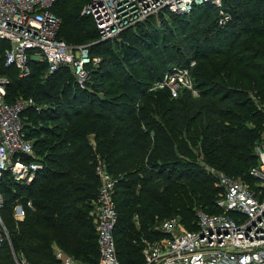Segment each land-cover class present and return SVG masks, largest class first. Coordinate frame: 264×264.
Returning <instances> with one entry per match:
<instances>
[{
	"label": "trees",
	"instance_id": "1",
	"mask_svg": "<svg viewBox=\"0 0 264 264\" xmlns=\"http://www.w3.org/2000/svg\"><path fill=\"white\" fill-rule=\"evenodd\" d=\"M82 1L55 0L51 9L60 19L58 37L71 46L88 44V54L101 58L84 88L67 67L45 76L46 64L34 60L30 74L20 77L5 66L8 43L0 40L5 101L33 88L30 98L39 108L27 110L32 123L23 120L44 163L28 186L0 187L10 238L0 248V264H15L11 248L29 264H62L57 250L97 264L99 163L115 180L120 264L142 263L140 239L159 238L162 220L179 216L194 230L198 211L220 212L211 168L255 189L249 170L264 129L254 101L264 102V0H222L231 15L223 26L217 8L204 2L188 13L150 17L106 41H98L93 19L81 14ZM192 59L198 96L149 90L170 66ZM67 71L72 82L65 81ZM16 199L25 208L20 220L13 217Z\"/></svg>",
	"mask_w": 264,
	"mask_h": 264
},
{
	"label": "built area",
	"instance_id": "2",
	"mask_svg": "<svg viewBox=\"0 0 264 264\" xmlns=\"http://www.w3.org/2000/svg\"><path fill=\"white\" fill-rule=\"evenodd\" d=\"M55 0H0V40L8 43L3 52L5 66L18 69L20 77L30 74V61L46 64L45 76L67 67L77 85L84 88L90 67L101 61L88 54V44L71 46L58 37L59 17L52 11ZM212 3L218 10V24L225 25L231 15L222 0H89L81 14L90 16L96 26L98 41L116 40L127 28H134L150 17L170 13H188L193 5ZM187 65L170 66L160 79L154 80L149 90L166 88L172 97L181 90L198 96L191 69ZM8 79L0 75V187L11 183L28 186L44 168L36 154L33 140L28 137L23 111L35 107L32 98L5 101ZM264 114V103L254 100ZM256 165L249 174L255 189L239 178L210 169L215 185L220 189L216 205L218 213L197 212L196 229L188 230L179 216L162 220L156 229V239L142 237L141 264H264V129L254 148ZM100 185L94 201V225L99 248L97 264H120L116 257L114 226L117 210L114 201L115 180L103 164L96 166ZM15 191V188L12 189ZM4 198L0 192V208ZM30 207L31 202L26 201ZM25 215L24 205L15 200L13 217ZM10 245L8 229L0 214V248ZM15 264H29L11 248ZM56 258L62 264H90L61 250Z\"/></svg>",
	"mask_w": 264,
	"mask_h": 264
},
{
	"label": "rangeland",
	"instance_id": "3",
	"mask_svg": "<svg viewBox=\"0 0 264 264\" xmlns=\"http://www.w3.org/2000/svg\"><path fill=\"white\" fill-rule=\"evenodd\" d=\"M76 1H79V0H76ZM84 2H85V0H83L82 1V6L84 5ZM86 4V3H85ZM82 6H81V8H82ZM217 21H218V18H217ZM6 72V71H5ZM2 75H7L6 73H3ZM70 77V74L68 73V71H67V73H66V78H65V81H67V82H72V79L71 78H69ZM88 82V81H87ZM44 87L46 88V87H48V86H46V85H44ZM26 90H28V93H26V94H24V95H22V94H20L19 96H18V99H28V98H30L31 97V93H32V90H33V88H29V87H26L25 88ZM178 96V95H177ZM176 96V97H177ZM12 100H17V98L16 99H12ZM38 100H42L41 98H39L38 97ZM264 103V102H263ZM29 108H26L24 111H23V119L26 121V123L28 124V123H32L31 122V118L33 117V115L32 116H30V114L28 115V113H27V110H28ZM264 115V114H263ZM27 119V120H26ZM94 210V209H93Z\"/></svg>",
	"mask_w": 264,
	"mask_h": 264
}]
</instances>
